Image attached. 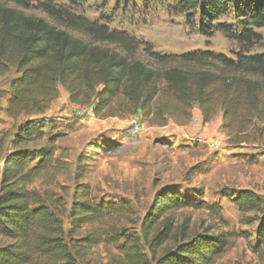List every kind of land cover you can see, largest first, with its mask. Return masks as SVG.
I'll return each instance as SVG.
<instances>
[{
  "label": "trees",
  "instance_id": "obj_1",
  "mask_svg": "<svg viewBox=\"0 0 264 264\" xmlns=\"http://www.w3.org/2000/svg\"><path fill=\"white\" fill-rule=\"evenodd\" d=\"M178 1L185 9L202 8V34H207L211 22L228 14L231 5L243 12L242 19L237 18L242 30L238 33L227 24L218 25L227 38L250 44L260 38L252 28L264 29V0ZM28 8V0H0V78L15 73L5 110L11 119L42 115L62 86L71 105L92 107L98 119L141 114L150 125L162 127L169 120L187 124L197 106L204 124L218 110L226 128L264 121V55H238L234 61L208 52L171 56L148 49L146 53L159 62L152 63L153 67L134 60L130 53L138 45L126 33L109 30L50 3L39 7L44 18L27 15ZM107 45H117L121 51ZM42 122L25 121L12 140L16 149L3 159L0 264H81L80 252L103 243L123 254V264H216L225 253L228 241L223 232L206 227L195 233L190 231L189 219L175 225L173 218L181 210L205 209L214 221L222 222L220 207L204 205L199 193L191 197L172 187L154 196L143 217L150 259L141 253L137 236L111 224L116 217L131 218L133 207L127 202L97 203L86 184L77 185L74 191L66 232L53 212L57 202L28 188L51 168L57 149L55 138H47L39 150L19 148L44 139ZM31 162L35 165L28 167ZM232 201L241 218L257 222L256 244L250 250L264 262V200L247 190L234 194ZM84 226L88 231L73 241ZM166 244L170 245L156 259V252Z\"/></svg>",
  "mask_w": 264,
  "mask_h": 264
},
{
  "label": "rangeland",
  "instance_id": "obj_2",
  "mask_svg": "<svg viewBox=\"0 0 264 264\" xmlns=\"http://www.w3.org/2000/svg\"><path fill=\"white\" fill-rule=\"evenodd\" d=\"M235 0H231L234 3ZM27 15L44 18L39 9L50 3L57 9L80 15L91 22L118 33H126L138 49L134 60L154 66L151 55L178 56L208 52L236 60L238 55H264V29L252 28L260 36L250 44H239L221 33L218 25L227 24L236 32L242 30L237 18L243 12L230 6L229 13L211 22L201 33L202 8L195 10L179 6L178 0H28ZM75 36H80L74 33ZM109 49L121 51L117 45ZM169 63H178L171 61ZM14 71L0 78V177L3 159L14 148L12 140L18 128L27 120L40 119L44 139L20 146L27 151L39 150L47 138H55L56 152L51 168L44 171L28 188L40 195H50L56 206L54 214L67 232L74 191L79 184L90 187L97 203L127 202L133 207L131 218L112 219L111 224L139 238L141 253L152 254L142 230L143 217L153 198L167 187L180 193L201 195L204 205L220 207L222 222L214 221L207 210H181L173 215L175 225L189 219L190 231L201 233L206 227L223 232L228 248L216 264H264L250 247L256 244L257 222L241 218L232 196L240 191H252L264 200V121H254L244 128L223 126V114L216 112L204 124L194 106L187 124L169 120L165 126L150 125L145 117L128 115L121 118L98 119L92 107H77L68 101V93L57 88V98L40 116L9 118L6 102ZM35 165L31 162L28 167ZM250 217V216H249ZM219 223V224H218ZM77 231L75 241L88 231ZM152 232L147 239L150 240ZM70 241V239H69ZM164 245L156 252L162 255ZM81 264H123L125 257L111 244H98L78 254Z\"/></svg>",
  "mask_w": 264,
  "mask_h": 264
}]
</instances>
